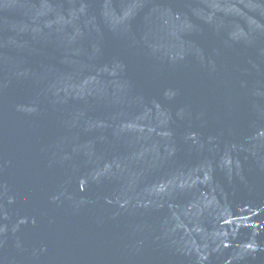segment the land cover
<instances>
[{"label":"water","instance_id":"1","mask_svg":"<svg viewBox=\"0 0 264 264\" xmlns=\"http://www.w3.org/2000/svg\"><path fill=\"white\" fill-rule=\"evenodd\" d=\"M0 264H264V0H0Z\"/></svg>","mask_w":264,"mask_h":264}]
</instances>
